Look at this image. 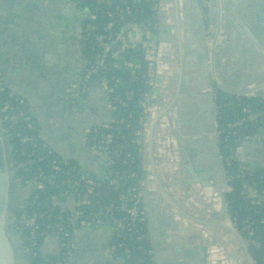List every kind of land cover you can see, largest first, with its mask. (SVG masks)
Masks as SVG:
<instances>
[{"label": "crops", "instance_id": "1", "mask_svg": "<svg viewBox=\"0 0 264 264\" xmlns=\"http://www.w3.org/2000/svg\"><path fill=\"white\" fill-rule=\"evenodd\" d=\"M233 2L242 17L251 21V27L259 29L260 35H257L263 38L264 0H233ZM210 3L212 4L209 5V13L207 12L209 23L204 26L207 36L205 50L208 81L202 82V78H199L201 72L194 68L185 75L190 78L188 82L183 78L184 94L178 96L176 101L177 114L180 112L182 114L179 121L183 130L180 131L179 137L188 149L191 161L197 163L202 173L205 192L210 196V199H207L208 205L211 201L215 207L214 221L218 225L215 234L219 239L221 236L224 239L218 240L219 245H217L220 248V243L227 242L226 238L230 239L228 248L230 252L221 251L216 264H232L233 261L236 264H240V261L247 264L239 242L222 228L225 226L233 229V226L226 213L224 201L226 193H221L218 189L217 178L222 168L225 171V167L218 153L215 136L216 115L210 109L198 111L199 107L195 103L202 102L198 94L207 91L211 83L212 87L213 80H216V86L232 95L239 93L246 94L240 96L250 95L264 99V60L259 55L262 53L252 42L248 46L237 41L219 8L221 1L210 0ZM81 15H84V12L78 9L75 0H0V83L9 94L27 102L45 145L49 147L53 142L56 147L62 146L69 153L71 150L80 152L81 143L79 144L78 139L73 137L74 133L70 137L67 134L62 137L60 131L53 125L56 124L59 116L63 117L64 110L67 113H79L69 109V96L75 92L68 91L69 84L64 83V78L77 72L80 49L76 39L80 31ZM137 31L141 29L131 28L125 34L126 40L140 43L143 39ZM122 65L123 61L119 58L116 66L119 68ZM189 66L191 67L190 64ZM107 98L102 88L93 87L90 90L86 101L83 102L84 106L90 104V108L86 110L90 121L97 124V119H104L100 114L105 112L109 116L107 118L109 122L111 116ZM212 99L214 101L213 95ZM202 103L207 101L204 100ZM84 106L82 111L85 109ZM71 120H75L73 116ZM140 145L143 153L149 146V137L141 141ZM152 148L156 173L165 193L182 212L190 217H196L197 208L194 202L188 194L190 200L187 199L185 196L187 192L182 191V187L175 184V179L173 178V181L168 175V170L171 171L168 168L170 164L163 162V154L166 150L164 131L156 129ZM86 154L87 157L82 161L78 158L72 160L83 167L95 181L103 180L107 172L105 154L89 152ZM239 159L244 168L250 172L264 169V129L242 144ZM142 165L143 160L141 168ZM147 169L151 174L150 202L156 207L155 212L153 211L156 222L153 237L158 248L156 253L152 247L153 237L148 231L156 264H203V244L199 226L170 207L157 188L151 164ZM254 195L258 193L252 190V196ZM188 201L195 208V215L190 212ZM213 212L214 210L212 215ZM209 213L211 214L210 211ZM209 220L212 222L211 218ZM146 224L148 229L147 219ZM101 230L99 232L105 230L108 233L107 228Z\"/></svg>", "mask_w": 264, "mask_h": 264}, {"label": "trees", "instance_id": "2", "mask_svg": "<svg viewBox=\"0 0 264 264\" xmlns=\"http://www.w3.org/2000/svg\"><path fill=\"white\" fill-rule=\"evenodd\" d=\"M75 1L78 9L84 12L81 38L87 72L78 86L79 100L71 102L69 109L82 112L83 106L80 103L86 101L93 87L101 88L104 83L107 89L111 90L106 93L108 101L120 95L121 101L109 107L111 122L105 126L94 127L86 137L88 142L98 147L106 146L110 154L116 148L115 144L121 145L122 152L129 154L131 161L124 167L109 155V169L105 173V180L91 186L79 180L78 171L81 167L75 161L62 160L52 149L43 161H39L40 147L45 143L34 118L32 117L31 123L38 130L37 148L19 143L18 137L28 133L25 123L11 122L9 110L3 109L4 103L9 101L15 110L28 111L27 102L19 97L10 98L6 89L0 92L1 128L8 141L9 159L24 183L42 184V189L33 190L29 201L20 212V215H37L34 233L23 227L20 230L26 245L29 240L34 243L31 264H51L62 259L69 264L73 239L80 227L89 222L93 215L98 214L103 205L115 207L120 203L122 196L118 187L114 186V181L119 180L127 168L141 175L142 150L140 138L135 136L134 130L141 126L143 117L137 101L145 92H153L154 87L148 81L149 65L142 44L131 41L122 43L118 37L123 28L140 27L143 29V42L153 43L156 47L159 37V0H108L101 5H97L96 0ZM119 10L122 12L119 13ZM108 12L117 15L110 19L107 17ZM99 37H102L104 45L112 43L113 47L104 53L103 46L96 41ZM116 53L127 63L126 68H111L116 60ZM116 80L118 82L115 83ZM126 90L133 93L130 100L123 96ZM21 100L23 104H20ZM215 104L217 116L221 117L217 121V129L221 131L216 138L218 153L225 167L227 185L231 187V192L224 196L226 213L233 229L244 241L252 264H264V169L258 172L246 170L235 154V147L240 145L243 138L249 140L264 129V99L250 95L235 96L218 90ZM245 109L247 112H244ZM121 120L124 123L120 122ZM228 123L234 126L227 127ZM157 129L163 132L162 126L159 125ZM52 162L59 166L58 173L54 172ZM51 175L56 176V180L72 182L70 189L81 201L74 205L73 214L66 206L52 205L51 198L59 199L63 189L48 182ZM252 190L258 195L252 196ZM187 206L195 215L196 210L189 201ZM125 217L118 211L112 213V218L121 228L117 234L110 236L108 248L112 251L111 258L117 264H156L151 242L139 241V235L128 227ZM50 236L53 237L54 246L52 251L47 252L43 247L45 239ZM139 246L141 251L137 249Z\"/></svg>", "mask_w": 264, "mask_h": 264}, {"label": "water", "instance_id": "3", "mask_svg": "<svg viewBox=\"0 0 264 264\" xmlns=\"http://www.w3.org/2000/svg\"><path fill=\"white\" fill-rule=\"evenodd\" d=\"M181 6L182 14L181 17H179V11L176 6V0H165V22L167 24L170 42V82L167 91L165 109L155 116L149 131V146L147 148L148 150L146 149L142 153V209L143 214L146 217L147 222L149 223L148 231L150 232L151 237H153L154 227L156 226L155 215L153 214V211L156 207L150 202L151 191L149 190V181L151 174L150 171L147 169L148 165L151 164V171L157 188L159 189L164 199L169 203L170 207L174 208L177 212H179L187 219L191 220L199 226L203 244V264H216L217 253L214 242V236L216 232L215 228H217L218 225L215 221L211 222L209 220L210 213H208L209 205L207 199H210V196H208L207 192H205L206 187L205 183L203 182L204 178L202 176V173L199 171L197 163L195 161H191L188 149L184 146V143L180 141L179 134L180 131L182 132L183 128L182 125H180L179 120L182 114L181 112L177 114L176 110L177 98L178 96H182V94H184L183 78L185 82H188V80L190 79L185 76L187 72H189L192 68L197 69L199 72H201L199 74V78H202V82L208 81V73L206 72L205 50L207 45V36L205 34V27L202 19L203 11L200 6V0H181ZM219 8L225 15V19L228 22V27L231 31L234 32L237 41L242 42L248 46L250 45V42H252L256 46V48L264 55V37L261 38L257 35H260L259 29H257L256 27L255 29H253L250 25L251 21H248V19L245 20L242 17L233 0L221 1ZM158 13L160 14V10H158ZM174 17L176 18L175 36L173 28ZM180 20L182 21V28L179 27ZM175 41H177V48H175ZM262 54L259 55H261V58H264ZM263 58L262 60H264ZM189 64L191 65V67L189 66ZM215 85L216 80H213V86L215 87ZM213 86H210L209 90L201 91L198 94V98L201 99L202 102H204V100L207 101V103L197 101L195 104L199 107L198 111L202 112V110L210 109L214 113V115L217 116V107L212 99ZM216 88L224 93H230L224 89H221L218 86H216ZM233 95L246 94L233 93ZM80 105L83 104L81 103ZM84 108L85 109L81 114H72L71 112L67 113L64 110L63 117L59 116L60 118H58L56 124L53 125L58 131H60L62 137H64V134H67V136L70 137L74 133L73 137L78 139L79 144L81 143V151L79 150L80 152L76 150H71L70 153L69 151H65L62 146L58 148L53 142L50 143L49 147L55 153H57L62 158V160H72V158H78L80 161H82L83 158L87 157L85 133L88 129L94 127L95 125H89L90 117L87 114L86 110L90 108V104H86ZM100 115L104 116V119H97V124L103 126L108 122L107 118L109 116H107L105 112ZM72 116L75 119L73 121L71 120ZM165 117L168 122L169 146L172 161L170 163V160L167 158L168 155L165 150V154H163V162L170 164V167L168 168H170L171 171L168 170V175L173 181L175 179V184H177L178 186L180 185L182 187V191H186L191 200L194 202L197 208L196 217L188 216L177 207L176 203L172 201L165 193V190L163 189L156 173L152 148L154 132L156 131L160 122ZM181 146L184 149L187 161L183 160V156L180 151ZM7 150L8 149L5 134L3 129L0 127V194L3 196L6 195L5 192L7 188V176L5 173L4 162L5 153L9 155ZM7 168H9V164L7 165ZM15 174L16 172L10 173L11 177H15ZM217 182L218 189L221 191V193H225L227 181L226 172L223 170V168L221 174L217 178ZM5 208L6 207L4 203H2V209L0 212V264H31L30 260L23 254L22 249L20 248V246H22V239L20 237V234H18L16 231H8L6 229V226L3 225ZM161 216H163V212H161ZM222 228L226 229L239 242L240 247L246 258L247 264H252L246 245L244 241L240 238V236L232 228H228L225 226H222ZM14 237H17L19 245L18 248L14 246L11 249V243ZM109 241V233L78 230L73 239V246L75 250V259L73 261V264H102V262H104L103 253L108 249ZM156 244L157 242L153 237L152 247L155 253L158 250V248L155 246ZM107 264H117V262H115L113 259H110L107 261Z\"/></svg>", "mask_w": 264, "mask_h": 264}, {"label": "built area", "instance_id": "4", "mask_svg": "<svg viewBox=\"0 0 264 264\" xmlns=\"http://www.w3.org/2000/svg\"><path fill=\"white\" fill-rule=\"evenodd\" d=\"M106 2H108V0H96L97 5H101V4H104ZM163 3H164V1L161 0V11L163 12V16H164V4ZM203 8L207 9L206 6H204ZM126 11L129 12L128 9ZM121 12H122V10H119V13H121ZM116 15L117 14L112 13V12L107 13V17L110 19L114 18ZM131 28H136L137 30L141 29V31H137V32L141 34V39H143V31H142L143 29L142 28L129 26L127 28H123L120 32L118 39L122 43L127 42V40L125 38V34L128 31H130ZM160 33L162 36V31ZM161 39H163V38L161 37ZM96 41H97V44H100L101 46H103V48H104L103 52L104 53L113 47L112 43L109 45H104L102 37H99ZM140 44H142V47L145 50V53H146L145 59L148 61V65H149V70L147 72L148 81L152 84L156 81L162 80L160 75L157 74V71L153 69V65L149 62L151 56H153V55H150L151 45L153 43L143 42V40H141ZM122 47L126 48L125 45H122ZM165 58H166L165 59L166 67L164 70V90H163L164 106H163V108L159 109L156 106V104L153 102L152 92H145L144 94H142L138 98V101H137V104H138L139 108L141 109V114H142L143 118L141 121V126L134 130V134H135V136L140 138V142L143 140L145 141L149 137V131H150V128H151V125H152V122H153L155 116L157 114H159L161 111H163L165 109V106H166L168 87L165 88V79H166V74L168 73V76H169V72H170L169 59L167 60L166 53H165ZM114 59H116V60H114L113 64L111 65V68L113 70H117L116 61L119 60L118 53H116L114 55ZM126 67H127V63L123 62L122 67H119V68L124 69ZM80 82H79V84H80ZM116 82H118V81L116 80L115 83ZM79 84L74 89V90H76V93H74V95H72L73 97L70 96V98H69L71 100V102H75L79 98V95H80L79 90H78ZM101 88L107 94L109 92H111V90L107 89V86L105 83L101 84ZM4 89L5 88L1 85L0 86V92L3 91ZM217 91L218 90H215L212 94L214 99H216ZM132 95H133V93L131 91L126 90L123 92V96L127 100H130ZM236 96H240V95H236ZM10 98H15V96H12L10 94ZM120 101H121L120 95H117V97L108 101L109 107H111V105H114ZM163 102H162V104H163ZM81 103L83 104V102H81ZM0 104H1V100H0ZM20 104H23V100L20 101ZM3 109L9 110V113H10L9 120L11 122L22 121L25 123V128L28 131V133L24 134V135H20L18 137L19 143L22 145H30V146H33L34 148H37L39 145L38 130L31 123L33 115H31L32 113H31L30 109L28 111L15 110L11 106L9 101L4 103ZM244 112H247L246 109L244 110ZM220 119H221V117L216 116V124H217V121ZM110 122H111V118L107 124H109ZM120 122L124 123L123 120H121ZM1 123H2V118H0V127H1ZM161 123L163 125V131H164L165 149H166V153L168 155V159L170 160V163H171V161H172V158L170 156L171 151H170V146L168 144L169 130H168V122H167L166 117L163 118ZM107 124H105V125H107ZM105 125H103V126H105ZM226 126L227 127H233L234 125H232V123H228ZM94 127L88 129L85 133L86 153L87 152L92 153V154L104 153L106 156L107 171L109 169V155H111L112 158L116 159L122 166L127 167L129 165V162L131 161V156L129 154H125L122 152L123 147L121 145L115 144L116 148L110 154L106 150V146L105 147H103V146L98 147L95 144H93L92 142H88L86 136ZM220 133H221V131L216 129V132H215L216 137H218V135ZM4 134H5V132H4ZM5 139H6V134H5ZM247 140H248L247 138H243L240 145L235 147V154L238 156V158H239V152L241 150V146ZM6 144L8 146L7 139H6ZM40 148L41 149H40V154H38L39 155L38 160L43 161L45 159V156L49 155L52 150L49 147H47L45 144L43 146H41ZM180 151H181V154L183 156V160L187 161V159L185 157L184 149L182 146H181ZM51 164H52V168H53L54 172L58 173L60 171V168L57 165V163L52 162ZM25 169H26V167H25ZM78 176H79V180H83L84 184H86L88 186H91L94 183L99 182V181H95L91 176H89L88 173H86L84 171L83 167H81L80 170L78 171ZM103 180H105V179L103 178ZM48 182L50 184L55 183L60 189H63V193L61 194L59 199H56L55 197L51 198L52 205L53 206H56V205L57 206L58 205L66 206V207H68V210L71 213L75 212L74 205H78L81 201H79L80 199L77 196V194L73 190L70 189L72 182H69L68 180H63V179H57L56 180V176H54V175H51L48 178ZM26 184L32 185L34 189H36V188L42 189L41 183H37V182L27 183L26 182ZM141 185H142L141 184V175L139 176V174L137 172L130 170L129 168L125 169L122 172L120 179L114 181V186L118 187V190L122 196L120 203H118L117 206H115V207H113L112 205H103L100 209V212L96 215H93V218L89 222L84 223L80 227L79 230L96 232V231L101 230L102 228H107L111 232L110 236L113 234H117L121 227L118 224V222L112 218V213L114 211H118L119 213H122L126 216L125 218L128 221V227L130 229L131 228L134 229L135 232L139 235V238H138L139 241H148V240L150 241L149 233H148V229H147V224H146V218L143 214V209H142ZM230 192H231V187L229 185H227L225 188V193L227 194ZM99 218H101V219L99 220ZM36 224H37V215L36 214H32V215L28 216L25 213H22L20 215L19 230H21V227H23L25 229H29L31 231V233H34V231L37 227ZM52 243H53V237H51V236L47 237L45 239L43 249H47V247L49 245H51ZM137 249L141 251L140 246ZM33 250H34V243L32 240H29L28 244L27 245L25 244V252H26L29 260H31V257L33 256V253H32ZM108 252H109V255L111 256V254H112L111 249L108 248ZM123 257L125 258V256H123ZM69 261H70V259H69ZM51 264H68V263L66 262L65 259H62L61 261L57 260L55 262H52Z\"/></svg>", "mask_w": 264, "mask_h": 264}, {"label": "flooded vegetation", "instance_id": "5", "mask_svg": "<svg viewBox=\"0 0 264 264\" xmlns=\"http://www.w3.org/2000/svg\"><path fill=\"white\" fill-rule=\"evenodd\" d=\"M83 20H84V15H81L80 31H79L77 39H76L78 46H79V49H80V58H79V61L77 63L79 69L77 67V72L75 74L69 75V76L67 75V77L64 78V83L69 84L68 91L70 92L72 90L75 93H76V90H74V89L79 84V82L83 79V77L85 76V74L87 72V62L85 60V56L83 55L82 38H81ZM66 66L68 68V64H66ZM68 69L71 70L70 68H68ZM210 86H211V84H209L208 90L210 89ZM69 98H70V96H69ZM214 101H215V99H214ZM70 102H71V100H70ZM81 113L79 112L78 114H81ZM91 123H94L93 125H97L96 122H94V121H90L89 125ZM4 162H5V173L7 176V188H6V192H5L6 195L5 196L0 194V212L2 209V203H4V205L6 207L5 212H4L3 225L6 226V229L8 231H10V232L16 231L18 234H20V237L22 239V246H20V248L22 249L23 254L27 257V254L25 252V241L23 239L21 231L19 230L20 212H21L22 208L24 207V205H26L27 202L29 201L31 193L33 192L34 188L32 185H30V184L28 185L21 180V178L19 177L17 171L15 170L12 162L10 161L9 155L7 153H5ZM8 164H9V168H7ZM11 172H16L15 177H11V175H10ZM0 220H1V215H0ZM5 235H6V232H5ZM18 245L19 244L17 241V237H14L13 241L11 243V249L14 246L16 248H18ZM74 251L75 250H74V246H73L69 264H73V261L75 259L74 258ZM103 257H104V262H102V264H107V261L112 259L111 256L109 255L108 249L103 253Z\"/></svg>", "mask_w": 264, "mask_h": 264}, {"label": "rangeland", "instance_id": "6", "mask_svg": "<svg viewBox=\"0 0 264 264\" xmlns=\"http://www.w3.org/2000/svg\"><path fill=\"white\" fill-rule=\"evenodd\" d=\"M220 1H223V0H220ZM211 4L212 3H210V0H200V6H201L202 11H203L202 19H203V22H204V26H206L209 23L208 22L207 12L209 13V5H211ZM176 6H177V9L179 11L178 16L181 17V14H182L181 13V11H182L181 0H176ZM204 6H206L207 9H204L203 8ZM158 7L159 8H157V12H158V10H160V14L158 13V24H159V26H158V31H159L158 44H157L156 47L154 46V44L151 45V53H150V55H153V56H151L149 62L153 65V69L157 71V74L160 75V77L162 78V80H159V81H156V82L152 83V86L154 87L153 88V92L154 93L152 92V99H153V102L156 104V106L160 109V108H163V106H164V102H163L164 70H165V67H166V64H165L166 63V61H165V59H166L165 58V49H164V44H163L162 39H161L162 36H161V33H160L162 31L161 0H159V2H158ZM179 27L182 28V21L181 20H180V23H179ZM148 43H150V42H148ZM180 76H181V73H180ZM215 90H218L216 88V85H215V87H213V92ZM213 92H212V94H213ZM153 94H156V95H153ZM162 102H163V104H162ZM73 111H75V110L73 109ZM159 125L163 127V125H162L161 122H160ZM185 196L186 197L188 196L187 193H186ZM186 197H185V199H186ZM187 199L190 200V198H188V197H187ZM212 210H214V212H213L214 214L213 215H212ZM209 211L211 212V214H210L211 217L210 218H211V220L213 222L214 221V218H215V216H214L215 215V207H214V205H213V203L211 201H210V204H209ZM107 230L109 231V229H107ZM218 240L219 241H222L224 239L222 238V236L219 239L216 236V234H215V236H214V242H215L216 253H217V262L219 260L220 255H221L220 254L221 251H225V253H229L230 252V249H228L230 247V244H229L230 243L229 242L230 239L229 238H226V240H228L227 242L220 243L221 250H220V248L218 246L219 245ZM53 246H54L53 243L51 245H49L47 247V249H46L47 252L48 251L49 252L52 251ZM218 252H219V254H218ZM231 259L234 260L233 257H231ZM232 264H236L235 261H233ZM240 264H245V262L244 261H240Z\"/></svg>", "mask_w": 264, "mask_h": 264}, {"label": "bare ground", "instance_id": "7", "mask_svg": "<svg viewBox=\"0 0 264 264\" xmlns=\"http://www.w3.org/2000/svg\"><path fill=\"white\" fill-rule=\"evenodd\" d=\"M163 1H164L163 4H165V0H163ZM174 16H175V13H174ZM175 22H176V18L174 17V25H173L174 36H175V32H176ZM162 38H163L162 41H163V44H164L166 57H167V60H168L169 56H170V42H169V36H168V28H167V24L165 22V7H164V16H163V12H162ZM174 44H175V48H177V41H175ZM169 82H170V79H169V76H168V73H167L166 74V79H165V88H167L169 86ZM168 144H169V139H168ZM171 158H172V156H171ZM208 213H209V211H208Z\"/></svg>", "mask_w": 264, "mask_h": 264}]
</instances>
